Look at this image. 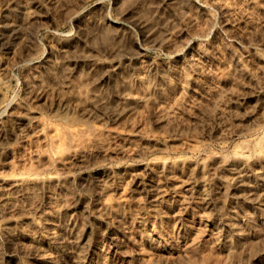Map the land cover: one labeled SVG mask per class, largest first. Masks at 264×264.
I'll return each instance as SVG.
<instances>
[{
	"label": "rangeland",
	"instance_id": "374dc122",
	"mask_svg": "<svg viewBox=\"0 0 264 264\" xmlns=\"http://www.w3.org/2000/svg\"><path fill=\"white\" fill-rule=\"evenodd\" d=\"M10 1L0 264H264V0Z\"/></svg>",
	"mask_w": 264,
	"mask_h": 264
},
{
	"label": "bare ground",
	"instance_id": "6f19581e",
	"mask_svg": "<svg viewBox=\"0 0 264 264\" xmlns=\"http://www.w3.org/2000/svg\"><path fill=\"white\" fill-rule=\"evenodd\" d=\"M10 1V0H9ZM11 2V1H10ZM14 2V1H13ZM122 18V17H121ZM131 19V18H130ZM163 20V19H162ZM120 21V20H119ZM126 21V20H125ZM130 21V20H129ZM134 21V20H133ZM138 21V20H137ZM103 22V21H102ZM146 22V21H145ZM126 23V22H125ZM133 23V22H132ZM143 22H141V24H142ZM87 24V23H86ZM119 24V23H118ZM123 24V23H122ZM126 24H129V26H131V24L128 22V20H127V23ZM135 24V23H134ZM139 24V23H138ZM97 25V24H96ZM125 25V24H124ZM133 25V24H132ZM136 25H137V23H136ZM102 26V25H101ZM137 27H141L140 25L139 26H137ZM100 30V29H99ZM121 30H123V29H121ZM93 32V31H92ZM146 33V32H145ZM148 33V32H147ZM85 35V34H84ZM120 35V34H119ZM147 35V34H146ZM100 36V35H99ZM150 36V35H149ZM89 37V36H88ZM96 38V37H95ZM148 38V37H147ZM152 39H153V37H152ZM90 40H91V38H90ZM155 42H157V41H155ZM122 48V47H121ZM118 50H119V48H118ZM118 50H117V52H118ZM128 50V49H127ZM67 51V50H66ZM120 51V50H119ZM78 52V51H77ZM110 52V51H109ZM113 53H115V52H113ZM119 53H121V52H119ZM95 54V53H94ZM117 54V53H116ZM130 54V53H129ZM79 55V54H78ZM100 55V54H99ZM108 55V54H107ZM128 55V54H127ZM174 55V54H173ZM87 56H90V55H87ZM112 56V55H111ZM92 57V56H91ZM113 57V56H112ZM83 58V57H82ZM87 58V57H86ZM73 59V58H72ZM92 59V58H91ZM130 59V58H129ZM83 60V59H82ZM114 60V59H113ZM122 60V59H121ZM124 60V59H123ZM122 60V61H123ZM92 61V60H91ZM95 61V60H94ZM133 61V60H132ZM83 62V61H82ZM89 62V61H88ZM119 62V61H118ZM130 62V61H129ZM84 63V62H83ZM92 63V62H91ZM96 63H97V61H96ZM88 64V63H87ZM114 64V63H113ZM132 64V63H131ZM122 65V64H121ZM116 66V65H115ZM119 66V65H118ZM122 66H124V65H122ZM92 67V66H91ZM109 68H110V66H109ZM114 68V67H113ZM117 68V67H116ZM131 68V67H130ZM241 68V67H240ZM239 70V69H238ZM123 76V75H122ZM104 103V102H103ZM91 108V107H90ZM89 114V113H88ZM255 126H256V124H255ZM239 130V129H238ZM240 131V130H239ZM264 131V130H263ZM256 132V131H255ZM67 133V132H66ZM262 133V132H261ZM70 134V133H69ZM68 134V135H69ZM263 134V133H262ZM261 135V134H260ZM72 136H74V135H72ZM260 137V136H259ZM255 139V138H254ZM257 140V139H256ZM253 141H255V140H253ZM245 142V141H244ZM245 144V143H244ZM257 145V144H256ZM261 145H262V143H261ZM249 146V145H248ZM245 147H246V145H245ZM244 147V148H245ZM259 147V146H258ZM237 148V147H236ZM235 148V149H236ZM239 148V147H238ZM251 149V148H250ZM260 149V148H259ZM261 150L262 151H264V144L262 145V147H261ZM236 151V150H235ZM249 151V150H248ZM237 152V151H236ZM244 152H245V150H244ZM261 152V151H260ZM259 152V153H260ZM239 153V152H238ZM242 153V152H241ZM222 155V154H221ZM231 155V154H230ZM235 155H237V154H235ZM250 155H252V154H250ZM261 156V155H260ZM223 157V156H222ZM253 157V156H252ZM254 157H255V154H254ZM218 158V157H217ZM225 158V157H224ZM223 158V159H224ZM233 158H234V156H233ZM238 158H240L241 160H240V162L242 161L243 163L245 162L246 163V161H247V158H248V156H247V154H241L240 155V157H238ZM220 159V158H219ZM251 159V158H250ZM255 159V158H254ZM252 160V159H251ZM256 160V159H255ZM259 160V159H258ZM216 161V160H215ZM237 161V160H236ZM261 161H262V159H261ZM225 162H228V161H225ZM238 162H239V160H238ZM237 162V163H238ZM263 162H264V160H263ZM214 163V162H213ZM234 163V162H233ZM254 163V162H253ZM258 163H260V164H262L260 161L258 162ZM227 164H229V163H227ZM257 164V163H256ZM168 165V164H167ZM169 165H171V164H169ZM173 165V164H172ZM201 165V164H200ZM199 165V166H200ZM217 165V164H216ZM223 165V164H222ZM243 165V164H242ZM182 166V165H181ZM224 166H225V164H224ZM241 167V165H238V167ZM253 166V165H252ZM233 167H235L234 165H233ZM237 167V166H236ZM247 167V166H246ZM245 167V168H246ZM250 167H251V164H250ZM200 168H201V166H200ZM227 168V167H226ZM244 168V167H243ZM244 168V169H245ZM264 168V167H263ZM262 168V169H263ZM214 169V168H213ZM217 169V168H216ZM225 169V168H224ZM239 170H240V168H238ZM261 169V168H260ZM230 170V169H229ZM228 170V171H229ZM209 171V170H208ZM224 171V170H223ZM227 171V170H226ZM202 172V171H201ZM244 172V171H243ZM264 172V171H263ZM246 173V172H245ZM245 173H244V175H245ZM260 173H262V172H260ZM205 174V173H204ZM234 174V173H233ZM238 174H239V177L240 178H242V180H243V175H242V173H241V171H238ZM214 175V174H213ZM223 175H225L224 173H223ZM246 175H247V173H246ZM263 174H261L260 176H262ZM212 176V175H211ZM211 176H209V177H211ZM231 176V175H230ZM248 176V175H247ZM246 176V177H247ZM259 176V175H258ZM208 177V178H209ZM263 177V176H262ZM232 178V177H231ZM239 178V179H240ZM261 178V177H260ZM222 180V179H221ZM235 180H238V179H235ZM255 180H257V179H255ZM209 181V180H208ZM218 181H219V179H218ZM239 181V180H238ZM241 181V180H240ZM240 181H239V183H240ZM247 181V180H246ZM254 181V180H253ZM264 181V180H263ZM220 182V181H219ZM224 182H226V181H224ZM223 182V183H224ZM237 182V181H236ZM236 182H235V184H236ZM248 182V181H247ZM257 182V181H256ZM61 183V182H60ZM65 183V182H64ZM204 183V182H203ZM243 183V182H242ZM241 183V184H242ZM258 183V182H257ZM261 184H262V182H260ZM217 184V183H216ZM260 184V185H261ZM211 185V184H210ZM238 185V184H237ZM244 185V184H243ZM250 185V184H249ZM263 185V184H262ZM225 186V185H224ZM234 186V185H233ZM250 186H252V185H250ZM264 186V185H263ZM241 188H242V186H241ZM261 188V187H260ZM225 189V188H224ZM240 189V188H239ZM244 189V188H243ZM257 189V188H256ZM263 189V188H262ZM250 190V189H249ZM191 191V190H190ZM242 191V190H241ZM251 191V190H250ZM198 192V191H197ZM243 192V191H242ZM244 192H246V191H244ZM262 192V191H261ZM221 193V192H220ZM223 193V192H222ZM251 193V192H250ZM249 194V193H248ZM237 195V194H236ZM250 195V194H249ZM256 195V194H255ZM264 195V194H263ZM260 196V195H259ZM203 197V196H202ZM247 197H248V195H247ZM264 197V196H263ZM248 198H250V197H248ZM252 199H253V197H252ZM227 200V199H226ZM249 200H251V199H249ZM256 200V199H255ZM262 200V199H261ZM264 200V199H263ZM228 201V200H227ZM263 201H261V203H262ZM240 203V202H239ZM258 203V202H257ZM256 204V203H255ZM258 205V204H257ZM260 205V204H259ZM258 205V206H259ZM231 206V205H230ZM240 206H241V204H240ZM243 206V205H242ZM256 206V205H255ZM264 207V206H263ZM241 208V207H240ZM232 209V208H231ZM243 209V208H242ZM261 209V208H260ZM237 210V209H236ZM255 210V209H254ZM181 211V210H180ZM237 213V212H236ZM260 215V214H259ZM243 217V216H242ZM234 218V217H233ZM226 220V219H225ZM243 220V219H242ZM235 223V222H234ZM255 223V222H254ZM188 224V223H187ZM189 226V225H188ZM229 226V225H228ZM232 226V225H231ZM230 226V227H231ZM191 227V226H190ZM240 227H242V226H240ZM181 228V227H180ZM222 228V227H221ZM237 228V226L235 227V229ZM244 228V227H243ZM253 228H254V226H253ZM64 229V228H63ZM231 229V228H230ZM233 229V228H232ZM231 229V230H232ZM241 229V228H240ZM194 230V229H193ZM242 230V229H241ZM244 230V229H243ZM242 230V231H243ZM232 231H234V230H232ZM236 231V230H235ZM237 231H239V229L237 230ZM259 231V230H258ZM66 232V231H65ZM229 232V231H228ZM250 232V231H249ZM263 232V231H262ZM235 233V232H234ZM64 234V233H63ZM236 234V233H235ZM240 234V233H239ZM244 234V233H243ZM238 235V234H237ZM256 235V234H255ZM72 236V235H71ZM118 236V235H117ZM217 236V235H216ZM241 236V235H240ZM67 237H69V236H67ZM162 237V236H161ZM234 237V236H233ZM242 237V236H241ZM157 238V237H156ZM168 238V237H167ZM220 238V237H219ZM228 238V237H227ZM159 239H160V237H159ZM174 240V239H173ZM219 240V239H218ZM233 240V239H232ZM164 241V240H163ZM185 241H186V239H185ZM121 242V241H120ZM165 242V241H164ZM169 242V241H168ZM199 242V241H198ZM229 242V241H228ZM241 242V241H240ZM148 243L152 246V247H150V248H152L151 250L153 251V253L154 252H159V251H161V250H163L164 249V247H166V246H164L163 247V245L161 244V241L160 242H158V240L157 239H154V238H150V240L148 241ZM169 244V243H168ZM179 244V243H178ZM241 244V243H240ZM243 244V243H242ZM246 244V243H245ZM41 245V244H40ZM173 245H175V244H173ZM177 245V244H176ZM194 245V244H193ZM201 245H202V243H201ZM237 245V244H236ZM144 246V245H143ZM169 246V245H168ZM186 246V245H185ZM148 247H149V245H148ZM177 247V246H176ZM175 247V248H176ZM187 247V246H186ZM189 247V246H188ZM236 247V246H235ZM191 248V247H190ZM195 248V247H194ZM234 248V247H233ZM241 248V247H240ZM240 248H238L239 250H240ZM38 249H40V248H38ZM149 249V248H148ZM173 249V248H172ZM177 249V248H176ZM185 249V248H184ZM199 249V248H198ZM236 249V248H235ZM247 249H248V247H247ZM147 250V249H146ZM150 249H149V251H151ZM183 250V249H182ZM200 250V249H199ZM151 251V252H152ZM173 251V250H172ZM184 251V250H183ZM182 251V252H183ZM167 252V251H166ZM181 252V253H182ZM189 252H191V251H189ZM200 252V251H199ZM205 252V251H204ZM209 252V251H208ZM152 253V254H153ZM168 253H170V252H168ZM177 253H178V251H177ZM138 254V253H137ZM142 254V253H141ZM154 254H157V253H154ZM160 253H158V255H159ZM172 254V253H171ZM180 254V253H179ZM178 254V255H179ZM191 254V253H190ZM192 254H194V253H192ZM209 254H210V252H209ZM43 255V254H42ZM144 255V254H143ZM145 255H147V254H145ZM151 255V254H150ZM158 255H156L157 257H158ZM164 255V254H163ZM169 255V254H168ZM167 255V256H168ZM155 256V255H154ZM174 256V255H173ZM177 256V255H176ZM181 256V255H180ZM261 256V255H260ZM141 257H144V256H141ZM153 257V256H152ZM156 257V259L158 260V258ZM159 257H161V256H159ZM171 257V256H170ZM166 258V257H165ZM169 258V257H168ZM176 258H178V257H176ZM138 259V258H137ZM136 259V260H137ZM142 259V258H141ZM148 259H149V254H148ZM147 259V260H148ZM155 259V260H156ZM167 259V258H166ZM82 260V259H81ZM154 260V261H155ZM156 260V261H157ZM160 260V259H159ZM161 260L163 261V259L161 258ZM160 260V261H161ZM171 260V259H170ZM200 260V259H199ZM165 261H167V260H165ZM164 261V262H165ZM172 261V260H171ZM260 261V260H259ZM44 262H45V260H44ZM51 262V261H50ZM76 262H78V261H76ZM141 262V261H140ZM178 262V261H177ZM261 262V261H260ZM47 263H49V262H47ZM138 263V262H137ZM156 263V262H155ZM222 263V262H221ZM42 264H43V262H42ZM167 264V263H166ZM169 264H171V262L169 263ZM174 264V263H173ZM178 264V263H177ZM218 264V263H217ZM220 264V263H219Z\"/></svg>",
	"mask_w": 264,
	"mask_h": 264
}]
</instances>
